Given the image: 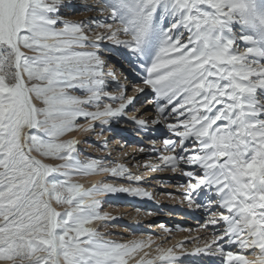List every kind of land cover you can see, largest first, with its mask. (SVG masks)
I'll return each instance as SVG.
<instances>
[{
	"label": "snow or ice",
	"instance_id": "obj_1",
	"mask_svg": "<svg viewBox=\"0 0 264 264\" xmlns=\"http://www.w3.org/2000/svg\"><path fill=\"white\" fill-rule=\"evenodd\" d=\"M67 9L107 19L75 22ZM105 41L126 49L141 73L131 91L152 93L159 118L133 123L174 118L162 150L171 154L158 156L163 167H146L179 168L189 205L205 207L198 197L206 194L208 214L218 217L208 221L213 240L197 253L264 264V0H0V264H130L151 246L108 240L93 226L109 220L98 197L151 193L73 182L141 178L115 162L82 160L79 141L62 139L81 120L103 129L134 107L127 87L108 89L115 73ZM158 251L140 264H179L174 249Z\"/></svg>",
	"mask_w": 264,
	"mask_h": 264
},
{
	"label": "rangeland",
	"instance_id": "obj_2",
	"mask_svg": "<svg viewBox=\"0 0 264 264\" xmlns=\"http://www.w3.org/2000/svg\"><path fill=\"white\" fill-rule=\"evenodd\" d=\"M74 2L80 4V0H74ZM90 2L94 4L96 0H90ZM90 12H77L71 9L69 12L65 11L64 14L68 19L75 22L94 20L103 22L105 20L101 17L102 15H89ZM99 31L103 32L104 30L100 29ZM92 38L95 39V36ZM103 49L107 70L120 74L118 80L106 77L108 84H110L108 89L114 95H118L119 93L116 91L117 82L124 87L127 85L128 95L134 98V107L129 105L127 115L112 118L109 124L103 125V129L99 121L89 124L81 120L79 123L82 124V127L68 133L62 139L70 136L79 141L78 148L82 160L86 157L102 159L109 162V166H111V162H115L126 166L133 176L141 178L139 182H136L129 181L124 177H111L104 173L95 176V184L109 181L118 188H130L139 185L151 193V198L135 197L126 192L98 197V199L105 201L102 210L108 214L109 220L107 222L97 221L95 228L106 239L117 243L131 245L133 242H150V247H145L142 252L134 254L135 262L153 257L160 246H163L165 250L174 249V255L179 258V264H200L201 261L204 264L221 263L218 257L198 254L196 251L198 248L203 249L206 243L211 242L214 238L213 226L208 224V221L209 219H218V217H210L208 214V195L201 194V197H205L202 200L205 207H197L196 204L190 206L183 195L188 191L185 182L189 179L183 171L179 168L176 170L170 168L152 170V168L146 167H163L158 156L171 154L162 150L165 148L164 139L171 136L166 125L168 122L174 121V118L170 117L169 121L161 120L160 124L149 123L146 128H140L133 123L137 117L145 121L159 118L158 113L154 111V102H149L152 93L147 89V95L131 91L133 81L137 82V86H142L138 84L141 73L129 63L130 54L126 49L121 46L118 48V45L111 41H105ZM122 49L123 51H121ZM127 75L133 77L130 84H128L130 80ZM37 106H43L41 101H37ZM90 127L94 130H85ZM156 131H158L159 137L156 138L157 140L160 139L159 142H156L151 136V133L155 134ZM120 134L125 136L120 137ZM142 148L157 151H141ZM44 159L52 165L63 163V161L56 159ZM127 174L125 173V175ZM198 199L200 200V197ZM64 210L61 208L60 212ZM203 256L207 257L208 260H205ZM156 264H163V262L157 260Z\"/></svg>",
	"mask_w": 264,
	"mask_h": 264
},
{
	"label": "bare ground",
	"instance_id": "obj_3",
	"mask_svg": "<svg viewBox=\"0 0 264 264\" xmlns=\"http://www.w3.org/2000/svg\"><path fill=\"white\" fill-rule=\"evenodd\" d=\"M69 10H71V9H67V10H65V11L69 12ZM93 14H94V16H95V15L100 16L98 13H95L94 11H93V12L91 11L89 15H93ZM101 17H103L104 19H107V15H102ZM103 18H102V19H103ZM116 48H117V47H116ZM118 48H120V46H118ZM121 51H123V49H122ZM119 76H120V74H115V79H114V80H118V79H119ZM110 78L113 79V77H110ZM120 78H121V77H120ZM109 85H110V84H108V86H109ZM110 87H111V86H110ZM76 94H77V95H80L79 92H77ZM37 101H38V100L34 101V102L36 103V105H37ZM66 135H67V134H66ZM64 137H65V136H64ZM64 140H72V138L69 136V137H66ZM33 155L36 156L35 153H33ZM36 158H37V159H42L44 163L48 164L47 160H45L44 158L39 157V156H36ZM95 176H96V175L79 176V177H76L75 180H74L73 182H75V183H80V184L84 185L85 188H90L92 185L95 184V179H96ZM102 197H103V196H102ZM104 197H105V196H104ZM57 210H58V211H61V208L58 207ZM96 225H97V222H95L93 226L96 227ZM159 254H160V253H159V251H158L153 257H147L146 259H155ZM195 258H196V257H195ZM211 258H212V257H211ZM251 259H255V257H251ZM135 260H136V259H134V258L131 259L130 264H140V262H135Z\"/></svg>",
	"mask_w": 264,
	"mask_h": 264
}]
</instances>
